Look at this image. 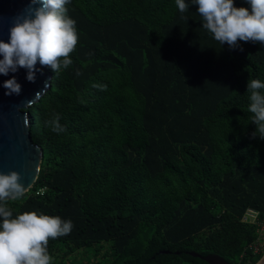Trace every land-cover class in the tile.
Masks as SVG:
<instances>
[{"label": "trees", "instance_id": "obj_1", "mask_svg": "<svg viewBox=\"0 0 264 264\" xmlns=\"http://www.w3.org/2000/svg\"><path fill=\"white\" fill-rule=\"evenodd\" d=\"M185 2L184 13L175 0L66 5L78 32L72 64L44 67L49 87L27 108L43 147L34 184L43 192L7 201L13 216L72 221L70 234L49 238L50 264L261 256L250 248L255 224L241 214L246 206L264 213V139L252 138L246 92L248 79L264 82V45L217 44L201 34L198 6ZM56 116L63 131L52 130Z\"/></svg>", "mask_w": 264, "mask_h": 264}, {"label": "clouds", "instance_id": "obj_2", "mask_svg": "<svg viewBox=\"0 0 264 264\" xmlns=\"http://www.w3.org/2000/svg\"><path fill=\"white\" fill-rule=\"evenodd\" d=\"M70 2L71 0H28L25 10L12 20L8 41L0 39V75L8 76L9 73L24 69L26 80L35 83L37 72L42 70L44 74L50 75L48 86L39 97L43 95L52 76L51 72L43 68L47 67L53 73H59L61 69H67L72 64L69 54L77 45L78 32L76 21L68 15L66 5ZM245 2L249 6H235V0H191L193 5L198 6L197 12L202 18L201 34L217 44L226 43L230 48L237 47L239 42L264 45V0ZM175 4L181 13L189 8L185 0H175ZM196 46L197 37L189 48L193 55L196 53ZM38 64L40 69L37 68ZM167 71L171 77H178L170 71L168 64ZM97 85L102 88L107 86L105 82L96 83ZM2 86L7 96H19L22 91V86L15 75L3 81ZM246 92L249 93L250 101L248 111L252 114L250 122L256 126L252 138L264 139V82L259 79H248ZM39 97L22 108L28 115L32 142L31 116L27 108ZM49 123L55 132L64 130L59 124L58 116ZM38 145L42 151L38 170L31 185L26 189L20 183L18 172L11 171L7 174L0 172V264H50L51 257L47 248L49 238L56 239L68 235L73 228L70 219L38 214L36 211L13 216V212L7 206V201L18 200L26 192L31 195L42 194V187L34 188L43 158V147ZM247 207L256 208L246 206L241 214L242 221L255 224L257 237L250 248L255 253L263 251V254L264 229H261L260 223L264 213H257L252 220H244L242 217Z\"/></svg>", "mask_w": 264, "mask_h": 264}, {"label": "water", "instance_id": "obj_3", "mask_svg": "<svg viewBox=\"0 0 264 264\" xmlns=\"http://www.w3.org/2000/svg\"><path fill=\"white\" fill-rule=\"evenodd\" d=\"M28 0H0V39L9 38V28L15 16L22 13ZM40 69V65H37ZM15 75L22 86L19 96L5 95L3 81ZM26 71L19 69L8 76L0 75V172L5 174L16 171L20 174V183L25 189L31 185L40 162L41 147L30 139L28 115L25 108L39 97L49 83L50 75L37 72L35 83L26 80ZM196 254L194 251H190ZM202 258L210 264H231L218 253H207ZM254 264H264V253Z\"/></svg>", "mask_w": 264, "mask_h": 264}, {"label": "built area", "instance_id": "obj_4", "mask_svg": "<svg viewBox=\"0 0 264 264\" xmlns=\"http://www.w3.org/2000/svg\"><path fill=\"white\" fill-rule=\"evenodd\" d=\"M257 216V210L252 207H247L244 211L242 219L244 220H252ZM261 229H264L263 225H261ZM264 242V240H263ZM262 242V243H263Z\"/></svg>", "mask_w": 264, "mask_h": 264}, {"label": "rangeland", "instance_id": "obj_5", "mask_svg": "<svg viewBox=\"0 0 264 264\" xmlns=\"http://www.w3.org/2000/svg\"><path fill=\"white\" fill-rule=\"evenodd\" d=\"M257 209V208H256ZM257 213H259L260 214V211H259V209H257ZM261 225L263 224V227H264V216H263V218H262V223H260ZM262 233H263V235H264V230L262 231ZM264 243V242H263Z\"/></svg>", "mask_w": 264, "mask_h": 264}]
</instances>
